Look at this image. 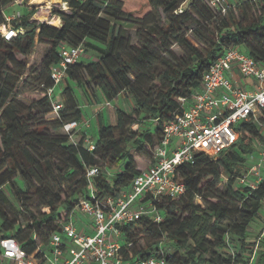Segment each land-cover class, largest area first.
<instances>
[{
  "label": "trees",
  "instance_id": "16d2710c",
  "mask_svg": "<svg viewBox=\"0 0 264 264\" xmlns=\"http://www.w3.org/2000/svg\"><path fill=\"white\" fill-rule=\"evenodd\" d=\"M14 1L0 0V24ZM62 1L67 10L54 11L59 26L30 20L35 9L24 5L18 23L24 32L10 40L0 36V238L14 237L29 253L60 230L80 198L89 197V168L99 169L92 180L97 198L116 197L130 188L140 172L132 150L139 151L145 142L155 150L164 124L184 108L179 98L188 99L199 89L217 55L233 46L264 64V0L235 2L219 15L207 0ZM127 27L135 29L134 39ZM36 40L47 48L39 66L26 71ZM61 44L83 45L97 59L68 67L61 90L64 107L50 119L45 89L52 85L49 69L59 61ZM28 80L42 96L25 103L19 91ZM73 86L84 96L99 91L108 101L126 94L133 103L130 112L116 109L114 125L100 119L93 149L84 137L74 143L61 130L64 122L82 118ZM263 124L264 108L236 123L238 140L218 156L199 152L192 163L178 165L175 178L186 191L176 199L154 201L162 221L142 216L118 227L122 241L131 243L123 248L124 257L163 255L170 264H250L246 241L251 223L260 216L264 178L252 188L239 183V177L248 170V161L258 158L255 145ZM138 235L146 237L142 246H137ZM164 239L171 252L165 251ZM231 240L239 242L235 254L227 249ZM259 245L253 264H264V240Z\"/></svg>",
  "mask_w": 264,
  "mask_h": 264
},
{
  "label": "built area",
  "instance_id": "2783aa9c",
  "mask_svg": "<svg viewBox=\"0 0 264 264\" xmlns=\"http://www.w3.org/2000/svg\"><path fill=\"white\" fill-rule=\"evenodd\" d=\"M207 2L218 13L226 14L235 0ZM60 3L62 9L67 10V3L62 0ZM43 4L45 2H35L30 7ZM32 15L30 20H34ZM20 17L19 11L3 12L4 19L0 24L3 39L10 40L24 32L18 27ZM14 20L16 24H12ZM85 52L83 45L61 44L58 47L59 61L49 69L52 85L45 89L50 97L51 112L57 114L62 108L61 102L52 99L54 87L65 81L68 67L79 62ZM179 100L184 106L182 112L164 124L153 162L135 175L128 190L116 197L97 198L92 180L99 169L89 168L86 172L89 197L80 198L75 206L85 216L86 228L79 229L73 211L60 230L49 236L46 244L38 243L30 253L14 237H2L0 264H170L163 255L132 259L129 254V258H125L123 248L128 250L131 243L119 239L118 227L142 216L155 222L162 221L163 216L154 201L163 197L176 199L186 191L184 183L175 178L177 166L192 163L199 152L216 157L238 140L240 133L236 123L264 108V64L237 47H228L216 56L203 74L199 89L190 98ZM105 104L111 102L106 100ZM83 123L89 124L86 120ZM77 127L78 121L70 120L62 124L61 130L75 143ZM84 142L93 149L92 141L84 139ZM257 154L258 158L239 177L240 183L252 188L264 178V141ZM114 168H109L107 173Z\"/></svg>",
  "mask_w": 264,
  "mask_h": 264
},
{
  "label": "rangeland",
  "instance_id": "374dc122",
  "mask_svg": "<svg viewBox=\"0 0 264 264\" xmlns=\"http://www.w3.org/2000/svg\"><path fill=\"white\" fill-rule=\"evenodd\" d=\"M241 1H243V0H235V2H237V3L241 2ZM252 1L254 3H258L259 4L261 0H252ZM35 2H38V1L37 0H17L16 3H14L13 5H11L9 8H7L5 10V13L6 14H11V13H13L15 11H19L20 13H22L23 10H25V9H23L24 5L26 6V4H30V5L27 6V8H31L30 7L31 4H35ZM32 8H35V13L32 15V18H34L35 22H41V21L47 22L46 20H41V19L35 18V15L39 11H46V12L49 13V16H54V15H56V14H54V11L55 10H60V9L62 10V5H61L60 0H59L58 2L51 3L49 6H47V4L45 3V4L40 5V6L36 5V7L32 6ZM210 8L214 12V14L219 15V13L214 8H212V7H210ZM159 13H160V16L163 17L162 13L161 12H159ZM59 19H60V17H59ZM126 31H127L128 34L131 35L132 39H134L135 29L133 27H127ZM188 37H189V39L192 40V38L190 37V34H188ZM46 48H47V45L45 43L38 42L37 40L34 42L33 51L27 57V70L26 71H28V69L31 68V67H38L39 66ZM174 50H175V52L177 54H180L177 49H174ZM85 51H86L85 52V56L81 59L84 63H87V62H90V61H94V60L97 59V55L93 51L86 50V49H85ZM16 57H17L18 60L22 59V55L20 53H18V52H16ZM26 75H27V73L23 74L21 80H23ZM65 82H66V80L63 83L55 86L53 94H52V99L53 100H58L59 102H61L63 107H64V101H63L64 96L61 95V90H62V87L64 86ZM73 90H74V92H75V94L77 96L78 103L81 106V113H84V114H87V115L90 116L92 114L91 112L94 111L93 110L94 109L93 106H91V105L90 106H87V105L84 106L81 103V100H80L82 98L83 99L86 98L87 101H88V98L86 97V95L83 96V92L79 88L73 86ZM90 95L92 97H94L95 92L93 93L91 91ZM40 96H42V92L36 86L35 82H33L31 80H28L26 82V85L19 91V97L25 103L29 102L32 99L39 98ZM125 98H127V97H125ZM116 101H115V104H119L122 107V109H124L125 111H131L130 104H129L128 101L127 102H124V101H121V100H119L117 102ZM47 116H48V118L52 119V118H54V116H56V113L55 112H50ZM108 122H109V120L106 117L105 120H104V123L107 124ZM137 127H138L137 124L132 125V129H134V130L137 129ZM260 132L262 134V137H261V139L256 141V145H255V149L256 150H258L260 144L264 141V124L260 128ZM91 137L94 140L96 139L95 135H92ZM153 150H154V148L152 146H149L146 142L144 143L142 149H140L139 151L132 150L133 158H134V161L136 163V168L137 169L141 170V169L147 167L151 163ZM253 162H254V160H252V159L249 160L248 161L249 166ZM249 166H247V167L245 166V168L249 169ZM4 190L9 195V191L10 190H9L7 185L4 186ZM197 202L201 203L199 200H197ZM263 202H264V200H263ZM43 210H47V209L43 208ZM73 215H74V219L79 224H81L83 226L85 225V216L79 210L75 209V211L73 212ZM19 220L21 222L22 218H20ZM249 232L250 233H249V236H248L247 241H246V243H247V252L245 253V256L246 257L249 256L250 257L249 258L250 264H253L255 262L256 258H257V254H256L255 251H256L257 247L260 246L259 242H261V240H264V204L262 205V208L260 210V216L258 218H256V219H254L253 222L251 223V225L249 227ZM119 239L121 240V236L119 237ZM145 239H146V237H144L142 235H138L137 238H136L137 246H142L144 244V242H145ZM229 243H230V245L227 248L228 252H230V253L233 252L235 254L239 250V242H237L236 240H231V242H229ZM163 245H164L165 251H168V252L172 251L171 244H170V242L168 240L164 239L163 240Z\"/></svg>",
  "mask_w": 264,
  "mask_h": 264
},
{
  "label": "crops",
  "instance_id": "0c3cea01",
  "mask_svg": "<svg viewBox=\"0 0 264 264\" xmlns=\"http://www.w3.org/2000/svg\"><path fill=\"white\" fill-rule=\"evenodd\" d=\"M59 18V17H58ZM61 22V21H60ZM84 96V95H83ZM88 98V101L86 98H82L81 103L84 106H93V110L91 113V115H87L82 113V118L80 121H78V127L76 128L75 132H74V138L76 140L80 139L81 137H84V139L90 140V141H94V139H92V135L97 136V131H98V127H99V121L100 119L104 122L105 118L107 117L109 122L107 124L110 125H114L116 122V109H122V107L119 104H115V101H124V102H129L130 104V108L132 110L133 108V103L131 98L126 95V94H120L118 97H116L115 99L111 100V104L110 105H106L105 101L106 99L102 96V94L99 91L95 92L94 97H92L90 94H88L86 96ZM127 97V98H125ZM116 101V102H117ZM128 104V105H129ZM80 110H81V106L79 105ZM125 111V110H124ZM126 112H130V111H126ZM88 121V126L84 125V121ZM264 204V202H262V205ZM76 224H78L79 229H84L86 228V226H83L81 224H79L76 221Z\"/></svg>",
  "mask_w": 264,
  "mask_h": 264
},
{
  "label": "bare ground",
  "instance_id": "6f19581e",
  "mask_svg": "<svg viewBox=\"0 0 264 264\" xmlns=\"http://www.w3.org/2000/svg\"><path fill=\"white\" fill-rule=\"evenodd\" d=\"M37 1L38 2H45L47 4V6H49L51 3L58 2L59 0H37ZM58 17L59 16H57V15L49 16V13L46 12V11H39L35 15V18L41 19V20H46L48 24H51V25H54V26H58L59 25V18Z\"/></svg>",
  "mask_w": 264,
  "mask_h": 264
}]
</instances>
